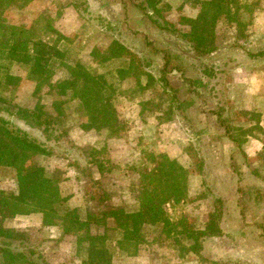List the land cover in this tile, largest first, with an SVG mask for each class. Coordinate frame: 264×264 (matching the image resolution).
I'll use <instances>...</instances> for the list:
<instances>
[{
  "label": "rangeland",
  "instance_id": "374dc122",
  "mask_svg": "<svg viewBox=\"0 0 264 264\" xmlns=\"http://www.w3.org/2000/svg\"><path fill=\"white\" fill-rule=\"evenodd\" d=\"M169 1V4L167 2L160 4L162 17L159 19H165L174 28L186 30L187 27L181 25L180 18H194L203 11L202 19L205 18L211 23V25L208 24V29L213 33L216 43L213 54L202 57L201 61L192 62L188 58L191 51L186 41L177 35L155 28L136 7L130 4L129 0H34L30 10L24 11V14H19L20 12L15 8L16 5L4 7V15L1 17L8 23L17 24L20 19L21 27H30L32 18L40 14L41 18H37L32 23L39 36L43 39H47L48 36L51 39L50 42L54 41L59 33L63 36L57 44L63 55L49 56V77L53 82L66 78L69 75V68L81 62L91 71L103 74L107 82L113 85L115 92L113 104L120 125L116 137L124 141L121 140L122 142H116V145L109 147L108 140L115 136L109 138L108 131H83L80 125L86 121V113L78 105L77 99L72 97L70 94L72 92H68L67 96L59 97L54 94L55 90L50 92L47 85L38 86L37 80L29 75L27 64L0 59V65H4L0 71V95L4 102L0 104V107L8 108L9 105L13 112L17 108L32 110L37 102L41 103L45 113L43 119L49 117L50 120L48 133H51L52 137L60 135L66 141L64 144L54 146L55 155L25 153L13 167L0 166V188L15 193L16 171L27 173L34 163H39L56 181V185L62 178L66 185L62 187V190L60 189V194L67 198L72 196L65 205L79 208L83 216L86 211L95 212L99 216V211L109 205L122 204L126 210H132L137 207L136 196L141 192L143 185L137 171L141 168L145 171L155 168L157 161H149L147 155L161 153V149L166 147L167 149L162 152L175 158L187 172L186 197L169 205L166 204L170 219L176 222L184 218L185 228L201 229L200 226L206 228L205 226L209 223L215 229H219L221 216L229 214V221L226 219V222L224 221V224L220 226L228 231L225 232L226 234L219 232L218 237L206 235L201 242L199 253L195 254L181 251L182 246L187 247L190 243L184 239V235H180L177 242L173 238H166L164 233L160 234L159 225H147L143 228L144 239L136 255H127L120 251L114 240H111L114 242L110 241L111 264H209V262L212 264L225 262L264 264V204H256L254 201L252 203L255 195L253 191L256 189L255 182L264 191V171L261 170L264 169V126L259 124L262 112L256 107L248 111L237 108V105L243 106L242 97L246 92L239 82L231 78L233 67L241 63L239 61H243L245 48L250 49V53H255L251 50L257 51L264 48L262 43L255 46L253 41H249V36L252 34L259 37L260 30L249 31L248 27L253 11L261 7L259 4H264V0H241L242 4L240 0H232L228 9L233 19H241L243 24L245 23V32L242 31V33L240 28L237 31L235 23L227 20L225 14H220L214 21L210 20L212 18L210 13L214 8L202 4L205 0ZM118 3L120 6H117ZM108 12H111L113 19L107 17ZM154 17L157 16L154 15ZM46 24L52 25L56 32L45 31ZM113 39L126 45L132 57H135L133 63L137 67L138 74L135 78L132 75L123 79L118 78L116 70L128 68V63L131 61L128 57L107 59V48ZM163 56L167 58L168 65L181 67L182 73L186 74L182 77L184 87L181 86L177 77L173 79L170 76L173 85L179 87L177 88L178 100L183 104L182 111L175 118L178 119L175 122L178 123L179 130L177 132L171 130L167 136H164V140L159 134L160 126L157 125L164 123L167 116L177 111L174 109L175 102L171 99L173 93L170 90L171 87L165 86L160 76ZM201 62L216 67L213 66L215 70L213 77L208 78L200 73ZM263 69L264 62L255 71ZM8 73L13 75L15 80L6 84L5 76ZM165 76L167 78V75ZM254 77L259 85L261 81L264 82L261 74L259 80L255 74ZM261 95L264 97L263 93ZM188 97L200 98L204 102V107L202 106L201 109L189 107L196 100L188 99ZM206 98L213 100V103L206 102ZM58 99L64 101L61 105L62 116L58 115L52 105V102ZM218 102L224 107L223 117L235 128L232 132L233 136L242 140L246 134H253L261 139L262 153L249 156L247 159V165L251 169L261 170L260 181L251 175L246 174L245 177L233 158L229 160L228 157L223 156V153L221 156L215 153L216 149L223 146L226 151V146L229 144L222 142L221 134H219L222 129L209 120L210 116L205 115L203 110H210L211 105L217 110L215 107L220 105ZM137 109H139L138 113ZM0 114L27 130L32 137L37 139L45 137L41 129L34 127L33 121H21L6 110H0ZM137 114L141 120L145 119L144 122L147 125L148 122L154 125L146 134H143L145 130L138 133L136 131L138 124H133L130 120ZM202 121H210L207 125L209 128L204 133L195 130L199 124H201L200 127L202 126ZM217 127L220 130H217ZM69 132H72L74 138L69 136ZM130 133L133 134L134 139L129 137ZM146 139L152 143L149 144L145 141ZM82 142L85 144H80ZM91 149L99 150L94 155V160L88 155ZM174 152L177 154H171ZM93 161L102 163V171L95 168ZM214 164L218 168H214ZM231 165L236 169L231 170ZM245 171L248 172L249 169ZM218 186L226 192L230 187L234 189L230 196L234 198L229 202L223 201L219 194H215L214 190ZM217 199H220L221 204ZM207 208H212L213 212L209 217H207ZM256 212L261 217L252 218L256 221L253 225H256L257 230L253 227L250 235L242 230V226L250 224V221L248 220V223L241 221L246 220L249 213ZM237 215H243V217L239 221H232L231 217ZM8 220L4 221L5 226ZM106 223L107 226L92 224L90 231L106 234L113 239L115 236V231L111 229L114 225L113 220L108 219ZM16 225V228L12 229L39 245L51 264H81L84 254L77 250L76 236L71 234L61 236L60 224L53 230L42 229L35 222L24 228L22 222L16 220ZM241 237H247L248 241L240 240ZM248 245L249 251L241 250L242 247L247 249ZM251 245L256 248H251Z\"/></svg>",
  "mask_w": 264,
  "mask_h": 264
},
{
  "label": "trees",
  "instance_id": "16d2710c",
  "mask_svg": "<svg viewBox=\"0 0 264 264\" xmlns=\"http://www.w3.org/2000/svg\"><path fill=\"white\" fill-rule=\"evenodd\" d=\"M130 1L155 28L177 35L186 41L191 51L189 58L192 61H201L202 57L215 51V39L213 33L208 29V24L211 25V23L207 22L205 18L202 19L203 11L195 18L181 17V25L187 27L186 30H183L172 27L165 19H159L162 17L160 4L163 0ZM28 2L29 0H0V59L27 64L29 75L37 80L38 86L47 85L48 90L50 92L55 90L54 94L59 97L67 96L68 92H72L70 94L77 99L78 105L86 113V121L80 125L83 131L106 130L109 132V138L117 136L120 125L113 104L114 87L107 82L104 75L91 71L81 62H77L69 68V75L66 78L53 82L49 77V56L63 55L57 47L63 36L59 33L57 38L50 42L51 39L48 36L47 39L39 36L37 29L32 24L25 28L15 23H8L1 17L4 15V7L23 6ZM232 2V0H205L202 1V4L214 8L210 13L212 18L210 19L208 16L210 20L214 21L220 14H225L228 21L237 22L238 26H242V21L233 19V15L230 14L228 8ZM44 28L45 31L56 32L50 24H46ZM107 52V59L128 57L131 60L128 63V68L116 70L119 79L130 75L135 78L138 75L137 67L133 63L135 57H132V53L130 54V50L122 42L116 39L111 40ZM249 54L254 57L263 56L264 50ZM163 59L160 76L163 84L170 87L165 79L169 70L168 60L165 56ZM201 64L200 73L208 78L213 77L215 66L202 62ZM3 68L4 65H0V71ZM5 79V83L8 84L10 81L14 82L15 77L8 73ZM170 90L173 92L171 99L175 102L174 109L177 114H180L183 103L178 100L174 90L172 88ZM2 102L4 100L0 95V104ZM63 102L62 99L52 102L56 112L61 116L63 115L61 106ZM218 103L220 105L217 110L213 109L217 120L224 127L229 138L239 143L237 137L232 135L235 128L229 125L227 119L222 115L223 105ZM11 108L8 105V108L0 107V110H6L21 121H33L34 127L41 129L45 137L42 139L32 137L27 130L0 114V166L13 167L25 153H37L42 156L55 155L54 146L66 142L60 135L52 137L51 133H48L50 120L49 117L43 119L45 113L41 103L37 102L32 110L17 108L12 112ZM167 119H170V116H167ZM62 132L64 133V131ZM50 136L51 138H49ZM62 146L61 149L64 150ZM97 152L99 150L91 149L88 155L93 158ZM147 156L149 161H157V166L151 171H145L143 168L137 171L143 183L141 192L136 196L137 207L126 210L122 204L109 205L99 211V216L92 211H86L83 216L79 212V208L66 206L67 198L60 195L56 181L46 173L43 165L34 163L27 173L17 170L16 192H8L0 188V264H51L45 258L39 245L24 237L22 233L4 225L6 219L33 212L42 214L44 226L60 224L62 227L61 236L68 234L76 236L77 250L84 254L81 264H111V242L114 241L120 251L127 255H136L138 247L144 239L143 228L147 225H159V233H164L166 238H173L175 241L180 238V235H184V239L190 243L187 247L182 246L181 251L198 254L203 238L206 235H217L219 229H215L211 224L202 230L185 228L183 226L184 218H180L176 222L170 219L169 213L166 211V204L169 205L186 197L187 172L176 159L170 158L165 152L149 153ZM92 163L97 170L102 171L101 162L93 161ZM108 219H112L114 223L111 228L115 231L113 239H110L106 234L90 231L92 224L107 226Z\"/></svg>",
  "mask_w": 264,
  "mask_h": 264
},
{
  "label": "crops",
  "instance_id": "0c3cea01",
  "mask_svg": "<svg viewBox=\"0 0 264 264\" xmlns=\"http://www.w3.org/2000/svg\"><path fill=\"white\" fill-rule=\"evenodd\" d=\"M120 1V0H119ZM130 1V0H129ZM131 2V1H130ZM163 2H170L169 0H163ZM43 2H41V4H42ZM34 4V0L32 1H29L26 5H24L23 7H15L16 9H17V11H19L20 13L19 14H24L23 12L25 11V12H28L29 10H30V8H31V6ZM130 4H132V2L130 3ZM169 4V3H168ZM240 4H242V1L240 0ZM125 5V4H124ZM133 5V4H132ZM259 5H261V7H259V8H257V9H255L254 11H253V14H252V19H251V23L248 25V27H249V31L251 30V29H258V30H260V33H261V35L258 37L256 34H252L251 36H249V41L251 42V41H253V44H255V46L256 45H258V44H260V43H262V44H264V4H259ZM117 6H120V4L118 3L117 4ZM134 6V5H133ZM135 7V6H134ZM242 7V6H241ZM231 13V12H230ZM107 17L109 18V19H113V15L111 14V12H108L107 13ZM37 18H41V16H40V14H38L37 16L35 15L33 18H32V20H31V23L30 24H32ZM195 18V17H194ZM235 18H237V17H235ZM239 20H241V19H239ZM20 19L17 21V25H20ZM233 23V22H232ZM235 23V25H236V28H237V31L239 30V28H240V30H241V33H242V31L243 32H245L244 31V24L242 25V26H238L237 25V22H234ZM242 23H243V21H242ZM232 26V25H231ZM246 28H247V26H246ZM250 49H246L245 48V50L243 51L244 53H243V61H239V62H241V63H238L237 65H235L234 67H233V69L231 70V78H233L235 81H237V82H239V84H240V86L241 87H243V88H245V96H243L242 97V100L244 99V103H243V106L241 107L240 105H237V108H239V109H242V110H244V111H248V110H251V109H253L254 107H256L257 108V110H259V111H261L262 112V114L260 115V119H261V121H259V124H261V125H263L264 126V104H263V102H264V97L261 95L262 93L264 94V82H262L261 81V83H260V85L255 81V77H254V74L257 76V79L259 80L260 79V74H261V78H262V80H263V78H264V69L263 70H260V71H255V69L256 68H258L259 67V65H261V63H263L264 62V55L263 56H256V57H254V56H251L249 53H250V51H249ZM259 50H264V48H261V49H259ZM259 50H257V51H259ZM257 51H253V50H251V52H257ZM215 52V51H214ZM214 52H212V53H210V54H213ZM249 52V53H248ZM186 58H187V54H186ZM188 58H189V56H188ZM116 59V58H115ZM191 61H192V59L191 58H189ZM163 62H164V60H163ZM193 62V61H192ZM162 65H163V63H162ZM161 68H162V66H161ZM261 68V67H260ZM183 72V70H182V68L180 67H177V66H171V65H169V70H168V72L166 73V75H167V78H166V80H167V82H168V84H169V86L171 87V88H173L174 90H176V92H175V94H176V96H177V98H178V95H177V93L179 94V91L177 90V88H179V87H176V86H174L173 85V83L171 82V79H170V76H171V78H173V79H176V77L178 78V80H179V83H181V86L182 87H184V83L182 82V77L184 76H186V74H183L182 73ZM235 72V74H233ZM254 72V73H253ZM169 76V77H168ZM241 77V78H240ZM188 78V77H187ZM170 79V80H169ZM191 98H195V100H196V102H192L191 104H190V106L189 107H191V108H202V106H203V104H204V102L200 99V98H197V97H188V99H191ZM202 98H204V97H202ZM207 100H205L206 102H209V101H211V100H209L208 98H206ZM211 99V98H210ZM215 103H216V101H214ZM211 103H213V100L211 101ZM137 105V104H136ZM138 106V105H137ZM216 106V105H215ZM204 107V106H203ZM136 108V107H135ZM210 110H203L204 112H205V115H208V116H210L209 117V120H211V121H213V122H215L216 123V125H218L221 129H222V131H220V133L219 134H221V136H220V138L223 140L222 142L223 143H226V144H229L228 146H226V151L224 150V146L222 147V148H219V149H216L217 151H215V153L216 154H218V155H220L221 156V154L223 153V156L224 157H228L229 158V160L230 159H232L233 158V161L236 163V164H238L240 167H238L239 168V170L240 171H242L243 172V174H244V176L246 177V174L247 175H251V177H254L255 179L257 178V181L259 180L260 181V179H259V177L261 178V174H262V172H261V170L262 171H264V169H261V170H253V169H251V167L250 166H248L247 164H248V157L249 156H254L255 154H257V153H262V150H261V148L263 147V144H262V141H261V139H259L258 137H257V135H253V134H246L245 135V138H243L242 140H240V139H238L239 140V143H236V142H234L233 140H231L230 138H229V136H228V134L225 132V129H224V127L220 124V122L217 120V116L214 114V112H213V106L211 105L210 107ZM215 108H217V107H215ZM139 109H137V113L139 112L138 111ZM175 115V116H174ZM176 117H178V114L177 113H173L171 116H170V119H167V117H166V120L164 121V123H162V124H160V123H158V125L157 126H160V135L161 136H163V140L165 139V137L164 136H167V133H169V132H171V130H175L176 132H177V130H179V127H178V123L177 122H175V121H178V119H175ZM189 118H192V116H188ZM137 118V119H136ZM131 121H133V124H138L136 127H137V129H136V131L138 132V133H142L144 130H145V132L143 133V134H146V132H148L151 128H153L154 127V125L152 124H150V122H148V125H147V123L146 122H144L145 121V119H140V118H138V114L137 115H134V118L133 119H130ZM146 121H148V120H146ZM150 121V120H149ZM155 122V121H154ZM195 121H193V123H194ZM208 122H210V121H202V126L200 127V125L201 124H199V126H197L198 125V123L196 124V126L197 127H195V130H200L201 131V133H204V132H206V130L209 128L207 125H208ZM132 123V122H131ZM155 124H156V122H155ZM233 126V125H232ZM264 128V127H263ZM217 130H220V129H218V127H217ZM73 131H74V129H73ZM260 135H262V134H260ZM259 135V136H260ZM69 136H71V138H74L73 137V135H72V132H69ZM218 136V135H217ZM129 137L132 139L133 138V134L132 133H130L129 134ZM134 139V138H133ZM122 139H119V138H117L116 136L114 137V138H111V139H109L108 140V142H107V144L109 145V147L110 146H114V144L116 145L117 143L116 142H122V141H124V140H122ZM74 141L76 142V140L74 139ZM145 141H147V142H149V144L150 143H152V142H150L149 140H145ZM77 143V142H76ZM165 144H166V140H165V142H164ZM80 144H82V145H84L85 143H80ZM165 149H167L166 147H164V149H161V152L163 151V150H165ZM114 149H112V151H113ZM111 151V150H110ZM113 152H115V150L113 151ZM228 153V154H226V153ZM171 154H177V153H171ZM220 156H217V158H219ZM171 158V157H170ZM221 158V157H220ZM175 159V158H174ZM212 164V163H211ZM231 167V170H234V169H236L235 168V166H233V165H231L230 166ZM214 168H218V166L216 165V164H214ZM247 169H249V171L247 172V171H245V170H247ZM218 170V169H217ZM217 172H219V171H217ZM220 172H222V171H220ZM219 172V173H220ZM245 172H247V173H245ZM259 172V173H258ZM261 173V174H260ZM61 180V182H59L58 184H57V187H58V189H59V192L62 190V187L64 186V185H66L65 183H64V181L62 180V178L60 179ZM249 180H251V178H249ZM250 182V181H249ZM190 183V182H189ZM255 184H256V189L253 191V193H255V195L253 196V198H252V203H253V201H254V203H256V204H264V194L262 195V193L264 192V191H262L261 189H260V187L258 186V183H256L255 182ZM190 186V185H189ZM191 187V186H190ZM217 189H215L214 191H215V194H219L221 197H222V200L224 201V200H227V202H229L230 201V199H232V198H234V196L233 197H230L231 195H232V193L234 192V189H232L231 187L229 188V189H227V192L225 191V189H222L221 188V186H218V187H216ZM221 188V189H220ZM61 189V190H60ZM190 189V188H189ZM61 196H63L62 194H60ZM67 196V195H66ZM74 196V195H73ZM67 198V197H66ZM68 200L67 201H69V200H71L72 199V196L70 195V197L69 198H67ZM218 200V203H220L221 204V202H220V199H217ZM226 204V203H225ZM210 206V205H209ZM207 217H209L213 212H212V208H207ZM257 213V212H256ZM252 214V213H249L248 215H247V218H246V220L244 219V220H242L241 222H245V223H248L249 221V223L250 224H245V225H243L242 226V230H244L246 233L248 232L250 235L252 234V228L254 227L255 229H256V225H253V223L254 222H256L255 220L253 221V219L252 218H254V217H256V218H260L261 217V215H259L258 213L257 214ZM201 217V216H200ZM224 217V218H223ZM229 214H224V215H222L221 216V219H220V221H221V225L222 224H224V221L226 222V219L229 221ZM241 217H243V215H237V216H234V217H231V220L232 221H239L240 220V218ZM42 214L41 213H38V212H33V213H29V214H19V215H16L15 217H13V218H11V219H9L8 220V222H7V227H10V228H16V220H19V221H21L22 222V225L24 226V228L25 227H29V226H31L34 222H35V224H37L38 225V227H40V228H47V229H49V230H53V228L55 227V226H44L42 223ZM264 218V217H263ZM262 218V219H263ZM243 219V218H242ZM223 220V221H222ZM249 220V221H248ZM223 222V223H222ZM208 225H209V223H208ZM208 225H206L205 227H207ZM220 224H219V230H221V231H219V232H221L222 234H226L225 232H227L228 230H226L225 231V228L224 227H220L221 226ZM201 227V229H203L204 227H202V226H200ZM199 227V228H200ZM264 227V226H263ZM222 228V229H221ZM205 229V228H204ZM257 230V229H256ZM61 231H62V229H61ZM244 232V233H245ZM245 233V234H246ZM217 235H215V237H216ZM210 237H214V236H210ZM218 237V236H217ZM242 239H240V240H245V242H247L248 241V238L246 237V238H243V237H241ZM258 243H260L259 241H257ZM244 244V243H243ZM244 246V245H243ZM251 248H256V247H252V245H251ZM242 251H249L250 249H249V245H248V247H247V249H244V247H242V249H241ZM254 251V250H253ZM192 254V253H191ZM209 264H212L211 262H209ZM214 264H217V263H214ZM223 264H229V263H227V262H225V263H223Z\"/></svg>",
  "mask_w": 264,
  "mask_h": 264
}]
</instances>
